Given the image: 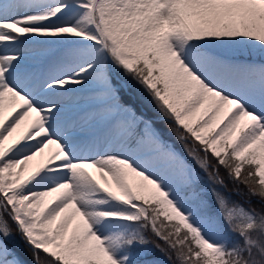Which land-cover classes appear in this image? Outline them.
<instances>
[{
  "label": "snow or ice",
  "instance_id": "1",
  "mask_svg": "<svg viewBox=\"0 0 264 264\" xmlns=\"http://www.w3.org/2000/svg\"><path fill=\"white\" fill-rule=\"evenodd\" d=\"M252 57L264 0H0V264H264Z\"/></svg>",
  "mask_w": 264,
  "mask_h": 264
},
{
  "label": "rangeland",
  "instance_id": "2",
  "mask_svg": "<svg viewBox=\"0 0 264 264\" xmlns=\"http://www.w3.org/2000/svg\"><path fill=\"white\" fill-rule=\"evenodd\" d=\"M241 59H244V57H241ZM251 62L253 63H261L264 62V58L259 59V57H252ZM90 93L88 92H82L77 93L72 101H71V108L74 112L84 114L91 110L90 101L88 99Z\"/></svg>",
  "mask_w": 264,
  "mask_h": 264
},
{
  "label": "trees",
  "instance_id": "3",
  "mask_svg": "<svg viewBox=\"0 0 264 264\" xmlns=\"http://www.w3.org/2000/svg\"><path fill=\"white\" fill-rule=\"evenodd\" d=\"M221 171L223 173V170H221ZM231 188H232V185L230 184L229 190H231ZM236 199H239V200H241V202H243V198H241V197H236ZM254 204H255V201H254ZM256 206H258V205H256ZM156 255L159 259L164 260L165 264H168V261L166 260V258L164 256H162L160 253H157Z\"/></svg>",
  "mask_w": 264,
  "mask_h": 264
}]
</instances>
